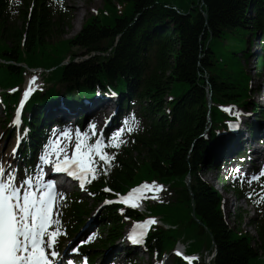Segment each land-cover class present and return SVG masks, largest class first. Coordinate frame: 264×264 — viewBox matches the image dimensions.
<instances>
[{
	"label": "trees",
	"instance_id": "obj_1",
	"mask_svg": "<svg viewBox=\"0 0 264 264\" xmlns=\"http://www.w3.org/2000/svg\"><path fill=\"white\" fill-rule=\"evenodd\" d=\"M12 13L9 1L0 0V59L10 63L0 65L3 89L22 83L24 70L16 64L59 65L74 56L73 48L83 54L104 52L119 37L107 57H93L57 72L69 83L84 79L81 91L87 93L107 87L129 93L141 108L144 126L134 125L137 131L127 132L121 138L124 143L105 149L114 154L111 166L95 157L99 175L86 188L94 204L142 182H158L171 196L147 202L146 211L168 230L150 231L145 244L150 256L160 257L171 249V240L182 238L189 242L188 252L199 257L213 249L211 264H264V219L256 225L257 242L246 233H234L224 218L220 196L201 179V171L212 165L205 157L207 148L227 119L217 106L247 104L250 78L240 60L247 57L249 36L263 31L264 45V0H102L98 14L70 41L61 40L69 23L55 0H25L19 24L13 22ZM207 86L213 103L209 140L203 138ZM52 90L37 93L31 105L47 100ZM4 96L10 105L12 97ZM32 123L38 124L36 118ZM78 199L67 216L73 223L84 214ZM103 214L107 240L121 234L124 219L145 217L117 207Z\"/></svg>",
	"mask_w": 264,
	"mask_h": 264
},
{
	"label": "snow or ice",
	"instance_id": "obj_2",
	"mask_svg": "<svg viewBox=\"0 0 264 264\" xmlns=\"http://www.w3.org/2000/svg\"><path fill=\"white\" fill-rule=\"evenodd\" d=\"M19 120L18 112L15 122L19 123ZM124 124L125 127L119 128L107 138V143L105 134L103 131L97 133L95 124H90L88 131L83 132L79 128L74 133L71 129L61 130L45 145L38 157L35 168L39 171L34 169V174H28L25 170L23 178H20L19 169L11 163L0 162V264H54L52 258L59 255L55 247L60 235V220L58 213H53V207L55 198L63 194L56 191L54 181L44 180L43 177L52 171L64 172L79 180L83 188L85 183H90L99 175L95 157L110 167L115 157L105 149L119 147L124 143L119 138L125 131H135L132 125L138 124V121L133 116L131 122L126 120ZM73 135L75 143L70 155L69 146L73 145ZM93 136L96 137L95 142L90 143ZM16 154L17 149L14 148L13 157ZM45 166H51L47 172ZM106 171L107 168L105 174ZM261 175H264V171ZM152 222L150 220L148 223ZM53 224L55 230H51ZM139 235L142 236L143 232ZM129 239L133 243L139 242L135 235H130Z\"/></svg>",
	"mask_w": 264,
	"mask_h": 264
},
{
	"label": "rangeland",
	"instance_id": "obj_3",
	"mask_svg": "<svg viewBox=\"0 0 264 264\" xmlns=\"http://www.w3.org/2000/svg\"><path fill=\"white\" fill-rule=\"evenodd\" d=\"M16 2H19L20 0H15ZM64 3L67 5L68 7V11H69V14H71L70 18H71V22H70V26L68 28H64L62 30V38L61 40H72L74 39L79 33L80 31L76 32L75 31V28L73 27V24H72V21L75 17V13H76V9H78V6L81 7H85V10H86V13H84L83 8H81V12H82V15H83V20L81 21V26L80 28L82 29L85 21L89 18H91L92 16H94L96 14V11L99 10L101 8V1L100 0H64ZM71 6H74V9H75V13L72 12L71 10ZM89 8V9H88ZM73 9V11H74ZM77 14V13H76ZM61 31V30H60ZM55 41H57L58 39L57 38H54ZM245 68L247 69L248 71V74L250 75V77H252L254 75V71L252 70L253 68V65L252 63L249 64V65H245ZM261 76L264 78V74H261ZM263 78L260 80L259 79V82H261V85L264 84V81H263ZM254 85L252 86L253 89L256 88V85L255 83H253ZM207 88H205L206 90ZM60 90H61V86H60ZM262 93L259 94L258 96V99L255 98V95L251 94V98L254 100H258V102L262 105V96H261ZM263 108V114H264V106H261ZM250 110V109H248ZM235 114H238L237 112ZM253 115H256V119L260 118V120L258 121H264V118L262 117V113L261 111H255L252 113ZM261 116V117H260ZM254 119V117H253ZM99 121V120H98ZM4 126H6V118L0 113V138H1V145H0V153L1 152H4L6 151V153L9 155L11 154V148L14 146V137L13 135H16L17 133V130L14 129V133L13 135H10V132L12 129L11 125L10 124H7V127L5 128ZM5 128V129H4ZM4 129V130H2ZM8 130V132H7ZM9 138L11 139L10 141ZM93 138H95L94 136L92 137L91 140H93ZM6 142L8 144H6ZM73 150V147L72 145L69 146V154L71 155V152ZM7 155V156H8ZM8 163H9V159H8ZM221 175V174H220ZM203 179L206 180L210 185H212L213 187L214 186H218V184H216V182L211 178L213 177L212 176V173L208 172V173H205V171H203V175H202ZM219 179V178H217ZM219 183V182H218ZM248 184H252L250 182H247ZM254 188V187H252ZM258 196V195H257ZM160 197L162 199H168L169 198V194L168 193H161L160 194ZM252 198L251 197H246V200H251ZM263 207V208H262ZM261 207L262 210H264V205ZM225 212L229 215L235 213H239L241 214V220L240 222H236V221H233V219H229V222L231 223V228H234V229H239V230H244L246 232H249V233H253V226L251 225V221L252 219H257V212L255 210V208H253L252 206L248 205L245 201L241 200V201H237L235 203L234 206H231L230 204L226 203L225 205ZM127 226V225H126ZM124 244V241H121L119 244ZM97 244V237L93 240H91L89 242V246H95ZM122 244V246H123ZM119 251H121V247L118 248ZM136 254L138 255L136 258H137V263L139 264H152V261L146 257V254H144L140 249L136 252ZM120 256H122V254H120ZM118 261V260H117ZM119 264H124L122 261L119 262ZM165 264H171L170 261H166Z\"/></svg>",
	"mask_w": 264,
	"mask_h": 264
},
{
	"label": "bare ground",
	"instance_id": "obj_4",
	"mask_svg": "<svg viewBox=\"0 0 264 264\" xmlns=\"http://www.w3.org/2000/svg\"><path fill=\"white\" fill-rule=\"evenodd\" d=\"M81 8H83L82 11H84V13H86L85 7H81ZM81 8H80V6H78L79 10L76 9V13H77L76 14L74 6H71L72 12L75 13V17L72 21V24H73V27L75 28V31L77 30L76 32L81 30L80 26H81V21L83 20V15H82V12L80 10ZM73 9H74V11H73ZM24 88H26L27 91H29V92L31 90H33V88L32 87L29 88V86L27 84ZM205 91H209V88L207 87V89ZM111 104H112L111 102L101 104L99 101V102L92 104L91 108H93L94 110L99 109L101 111L104 110L105 112H108L109 110H112L115 108ZM88 117L90 119L92 118V116H88ZM258 130L262 131L261 128H258ZM236 132H239V131L237 130ZM260 133L262 134L264 132L262 131ZM231 145H232V149L230 151V154L231 155H237V154L239 155L240 166L246 172L245 176L249 177L252 169L256 167L257 158L259 156L264 158V155L260 152V150L257 149L256 144H253V141H251V137L249 135H244V136H241V134L238 135V137L231 143ZM221 152H222V150L220 149L219 153H221ZM34 169H35V171H39L38 168L34 167L33 170ZM136 197H137L136 195H133L126 202H128V204L130 203L131 206L136 205V203L139 201V199Z\"/></svg>",
	"mask_w": 264,
	"mask_h": 264
}]
</instances>
